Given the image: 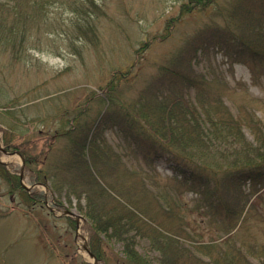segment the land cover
<instances>
[{"label": "rangeland", "instance_id": "rangeland-1", "mask_svg": "<svg viewBox=\"0 0 264 264\" xmlns=\"http://www.w3.org/2000/svg\"><path fill=\"white\" fill-rule=\"evenodd\" d=\"M11 1L0 0V264H93L99 249L103 260L97 264H129L121 241L99 231L86 214L89 207L108 214L115 202L76 199L68 189L52 187L84 170L85 163L71 154L85 132L100 139L95 159L85 152L87 166L117 202L134 203L137 217L151 228L144 236L128 234L139 256L162 264L151 245L156 232L171 238L178 264H263L264 188L256 209L232 216L208 207L174 164L189 160L193 181L209 183L251 163L243 149L256 147L247 127L251 120L261 124L264 136V70L253 76L245 64L206 47L205 40L223 31L245 35L244 22L264 11V0H208V6L202 0H18L17 8ZM85 21L93 35H82ZM254 43L263 52L264 44ZM191 77L192 87L184 85L183 78ZM178 99L184 104L173 105ZM187 107L199 120L184 114ZM166 111L172 112L174 132H210L194 123L239 119L245 145L203 142L187 152L176 148L183 160L162 158L152 149L158 140L150 142L144 132L141 146L151 153L146 161L122 137L139 132L142 122L132 121L130 130L112 127L123 117L163 126ZM26 144L35 156L48 153L45 164L32 167L47 186L19 180L28 193L44 194L33 207L5 176V171L20 175L24 160L14 148ZM241 188L249 199L252 188L248 183ZM235 192L220 195L229 209L239 203Z\"/></svg>", "mask_w": 264, "mask_h": 264}, {"label": "trees", "instance_id": "trees-1", "mask_svg": "<svg viewBox=\"0 0 264 264\" xmlns=\"http://www.w3.org/2000/svg\"><path fill=\"white\" fill-rule=\"evenodd\" d=\"M17 1L18 0H13L11 2ZM202 2L203 5L208 6V0H202ZM19 5L20 4H18L17 2L16 8ZM13 11L15 12V14H18L15 9ZM255 20H248L244 22V27L241 26L242 29L245 30V35L235 37L228 34V32H218V36L216 38L210 37L209 39L205 40V46L213 47L228 59L237 62L239 61L245 64L249 68L251 74L257 77V70H264V50H261L263 52H257L256 47H254V41L264 44V11L261 12V14L258 15ZM237 23H239V21ZM80 31L82 35H88V33H91L93 35L94 33L91 25L86 21L85 28ZM11 35L14 34L11 33ZM183 80L184 85L191 87L196 82V80L192 77L183 78ZM183 104L184 102L182 99H178L175 103H173V105ZM167 110H169V108H167ZM183 111L185 115H188L189 119H198L197 114L193 108L187 107V109L185 108V110L183 109ZM4 114H6L7 116L9 115L7 112H5ZM164 114L165 116L163 118V126L153 122L151 119H146L144 117H138L139 120L137 118H135V120H129L123 117L122 119H116L113 122L115 124H112V127L117 126L121 130L122 128L124 130H130L131 127H133L132 121H135L137 123L142 122V125H139L137 127V130H139V132H127L126 135H122V137L125 140H128L129 143L133 144L135 146V149L137 150V154L141 155L146 161H149L148 158H150L151 153L149 152V155V153L146 152L145 149L141 146V144H146L147 141L144 137H142L144 132L149 135L147 136V138L150 139V142H152V138L154 140H158L156 142L157 148L152 147V149H154L157 157L162 158L169 157L170 155L179 157L183 160L185 159L183 156H177L176 152L179 151L176 150V148L179 149L180 147L183 149L180 151L187 152V149L189 151L192 145L203 142L207 145H210L211 143L216 142L223 143L224 140L230 139L233 142H238L239 147H241V145L242 147L245 145L244 143H242L244 138L241 133V127L243 126V124L239 119H230V121L223 120L218 122L208 119L201 120V122L197 121L198 124L194 123L197 129L209 130L210 132H187L184 129L182 131L180 130L178 132H174L169 125L170 119L172 120V112L166 111ZM247 127L250 129V132L254 133V137L256 139V147H253L252 151L249 148L243 149L245 151L243 155L247 156V158L245 159L246 162L249 160V162L251 163H247L243 167L231 171L230 174L226 176V178H222L223 175H221L219 179H211L209 183L197 182L195 179V181H193L192 178L195 176V174L191 173V171L189 170L190 168H188V166L186 167L185 165V163H188L189 165V160H183L184 162H182L181 166L174 164V172L182 175L184 177V182L188 184V186L195 187L198 190V193L206 200L208 207H210L211 209L221 208L222 211L230 213V215L232 216L237 215L238 217L242 215L246 207L248 211L256 209L257 206L261 204L262 189L264 188V136L262 133V126L259 122L251 120L250 124ZM217 129H226L228 132H218ZM90 133L91 132H85L78 137V139L74 142L75 148L71 154L73 161L77 162L82 160L85 163L84 170H74V172L72 173V175H74L73 179L67 178L64 180L63 184L53 183L52 187L56 191H60L62 188L68 189L70 194L75 196L76 199L84 198L87 201H90L95 198L93 196H97L98 199H103L105 197L112 199L115 202V206L110 208L108 214H97L92 210L91 207L86 210V214L91 216L92 220H94L95 222V225L99 228V231L103 233L109 232V236L121 241L124 247V255L128 259L129 264H151L133 250V244L131 242L132 239L128 237V234L131 232H134L136 235L144 236V234L146 235L145 232H149V230L151 229L150 226H146L137 217V213L139 214V209L134 205V203H132L131 205H124L119 201L117 202L112 197L111 193L106 189V187L100 184L99 180H101V178L98 175L97 171H92L91 168H89L90 166H87L89 165V163L85 162L84 160L85 152L88 151L89 158L91 160V158L95 159L97 157L96 155L99 151L98 146L100 144V139L97 138L93 133L90 138ZM184 133H186L187 136ZM63 135L64 134H61L62 137ZM88 138L90 139L89 141ZM93 139L97 140V145L95 144L96 141ZM236 139L238 141H236ZM26 146L27 144L23 145L22 147L18 146L14 148L15 150H18L19 154L23 157L24 160L23 179L27 178V184L30 186H35L36 184L47 186L46 182H43L40 179L39 172H34L32 167L45 164L48 153L40 152L39 155L35 156L32 154V150H28ZM6 148L8 149V144ZM160 149L165 153H162ZM258 153L260 155H258ZM240 161L241 160L235 158V164L241 166L242 162L240 163ZM197 163L199 164L197 166L200 168V163ZM235 164H231L230 166H235ZM225 172L226 171H223V174ZM5 176L8 177L6 178L8 179L11 189L17 192L22 197V200L27 203V205L33 207L35 204L44 200V194L42 192L33 190L28 193L20 186V178L18 173L11 176L7 171H5ZM245 183H248L252 188V193L248 197L249 199H245L246 196H244L243 194L241 195V187ZM107 187L109 188V186ZM109 190L112 191V189L110 188ZM225 191H227L228 193L231 191H236L234 193L236 195L235 200H237L239 203L235 204V208L231 207V209H229L228 206L226 207L225 205L226 202L224 203L222 201L220 195H222V193L224 194ZM53 206H55V204H53ZM229 232L230 231H228V233ZM147 237L149 238V236ZM151 241V245L153 244L154 248L161 255L160 261L162 264H178L176 260L179 257V253L175 252V250L172 251V248L175 247L171 245L172 241L169 236H157L155 232V236L151 238ZM207 245H204L203 247L205 248L207 247ZM95 257L97 258V262L103 260V256L100 254V249L95 253ZM262 259V261L264 262V256L262 257Z\"/></svg>", "mask_w": 264, "mask_h": 264}, {"label": "water", "instance_id": "water-1", "mask_svg": "<svg viewBox=\"0 0 264 264\" xmlns=\"http://www.w3.org/2000/svg\"><path fill=\"white\" fill-rule=\"evenodd\" d=\"M22 179V170H21V172H20V180ZM23 186V185H22ZM23 188H25L24 186H23ZM88 255H89V257H91V258H93V256H92V254L90 253V252H88ZM93 264H97V261L93 258Z\"/></svg>", "mask_w": 264, "mask_h": 264}]
</instances>
